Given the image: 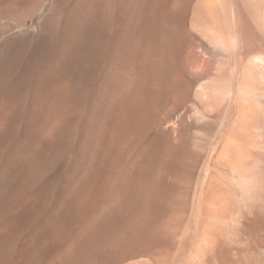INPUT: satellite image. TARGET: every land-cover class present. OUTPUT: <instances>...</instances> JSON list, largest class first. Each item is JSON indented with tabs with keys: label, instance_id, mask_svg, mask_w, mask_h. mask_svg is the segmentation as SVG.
<instances>
[{
	"label": "rangeland",
	"instance_id": "374dc122",
	"mask_svg": "<svg viewBox=\"0 0 264 264\" xmlns=\"http://www.w3.org/2000/svg\"><path fill=\"white\" fill-rule=\"evenodd\" d=\"M0 264H264V0H0Z\"/></svg>",
	"mask_w": 264,
	"mask_h": 264
},
{
	"label": "bare ground",
	"instance_id": "6f19581e",
	"mask_svg": "<svg viewBox=\"0 0 264 264\" xmlns=\"http://www.w3.org/2000/svg\"><path fill=\"white\" fill-rule=\"evenodd\" d=\"M41 36H46L47 34H48V29L46 30V29H42L41 30V33H39ZM39 35V36H40ZM47 37V36H46ZM143 90H144V84H141L138 88H137V93H138V95H140V94H142V92H143ZM137 95V94H136ZM134 98V97H133ZM113 103V102H112ZM129 104V103H128ZM125 105L121 110H119V113H120V115H122L121 117V120H119L120 122L119 123H117V121L115 122V125L117 126V129H118V127H121L122 125H123V121H124V123L126 122V120L128 121V118H129V116H131V114L134 112V109L130 106V105ZM114 122V121H113ZM104 123V122H103ZM125 126V125H124ZM126 127V126H125ZM114 129V128H113ZM121 130V129H120ZM126 130V129H125ZM124 129H123V131H125ZM118 133H121L120 131H117ZM100 133V132H99ZM123 133V132H122ZM128 133V132H127ZM112 136V135H111ZM109 142V141H108ZM29 206V205H28ZM30 207V206H29ZM10 208V207H9ZM23 210V209H22ZM25 211V210H24ZM28 213H30V212H28ZM16 226V225H15ZM13 227V226H12ZM21 227V226H20ZM20 229V228H19ZM9 230V229H8ZM12 230V229H11ZM40 230V229H39ZM46 231V230H45ZM30 233V232H29ZM13 234V233H12ZM11 235V234H10ZM30 235H31V233H30ZM29 236V235H28ZM27 236V238H28V240L30 241L32 238L34 239L33 241H35V239L38 237L37 236V234H36V232H34V234H33V236H29L28 237ZM49 236H51V235H49ZM45 238V237H44ZM9 240V239H8ZM11 240V239H10ZM24 240H25V238H24ZM45 241V240H44ZM52 241V240H51ZM10 242V241H9ZM31 242V241H30ZM40 242V241H39ZM42 242V241H41ZM54 242V241H53ZM28 243L29 242H27L26 243V247L27 246H29L28 245ZM49 243V242H48ZM50 244V243H49ZM77 244V243H76ZM89 244V243H88ZM37 245V244H36ZM35 245V246H36ZM11 246V245H10ZM41 246H43L42 245V243H41ZM86 246V245H85ZM30 247V246H29ZM77 247V246H76ZM44 248V247H43ZM38 249V248H37ZM27 251V250H26ZM36 253H37V251H35ZM32 253V252H31Z\"/></svg>",
	"mask_w": 264,
	"mask_h": 264
}]
</instances>
